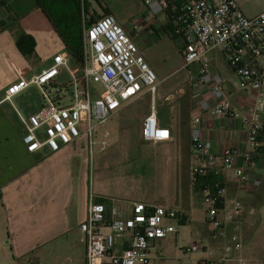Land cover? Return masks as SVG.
Wrapping results in <instances>:
<instances>
[{
	"label": "crops",
	"instance_id": "obj_1",
	"mask_svg": "<svg viewBox=\"0 0 264 264\" xmlns=\"http://www.w3.org/2000/svg\"><path fill=\"white\" fill-rule=\"evenodd\" d=\"M94 1L99 8L95 9L99 14L95 18L105 14L114 16L133 38L152 70H157L159 62H166L161 60L163 42L166 37H174L172 40H175L181 57L179 67L157 74L154 95L143 88L136 96L121 102L103 126L94 128L95 145L91 151L86 137L82 136L54 153L45 148L33 154L26 153L22 143L24 128L15 109L25 116L36 113V107L31 103L40 100L38 91L29 86L13 97L12 105L0 102V211L6 214L5 244L10 252L16 260L35 253L38 256L31 258L38 264L40 253L46 248L64 247L66 252L59 264H84V247L78 226L86 219L92 195L96 201L106 203L116 199L182 212L181 219L170 223L174 221L172 225L183 227L176 228V233L167 237L176 239L181 230L190 229L192 240L186 247L198 244L202 250L197 252L207 255L209 251L214 252L200 258L199 264L214 260H217L216 264H232L219 259L224 245L238 241L241 247L232 253L234 256L264 264V161L258 159L246 167L251 177L259 182L257 187H246L232 181L231 173L223 170L219 159L223 148L232 146L237 151L236 165L242 164V155L247 150V125L240 118L211 119L200 113L192 102L195 90L190 81L198 67H184L181 42L171 32L165 15L149 16L141 1L137 9L103 7L98 0ZM86 2L88 9L95 7L89 0ZM133 23L140 25L137 35L132 31ZM16 25L35 41V56L29 59L23 58L15 47L13 30ZM63 49L64 45L34 0H0V101L6 88L18 79L12 64L23 68L24 73L36 74L48 67L53 55ZM204 58L213 72L219 73L221 64L227 66L218 50L208 51ZM184 68L187 69L185 73ZM224 71L225 76H221L224 91L230 96L233 108L247 115L253 97L240 92L237 78L226 67ZM200 93L208 99L204 89H200ZM152 105L158 125L170 132L168 142L151 143L141 138V123ZM197 115L201 116L204 138L217 155L207 173L216 176L222 184L224 206L229 207L235 200L241 205L235 221L225 225V237L218 240L208 237L206 213L200 224L194 220L195 213L204 203L201 195L194 192L190 175V123ZM105 134L106 146L101 148L100 141ZM95 146L98 147L96 157ZM94 158L97 159L96 169L90 166L91 162L94 165ZM94 171L98 182L96 190L90 180ZM194 224L198 226L194 227ZM162 240L157 241L153 249ZM0 252L4 254L2 248Z\"/></svg>",
	"mask_w": 264,
	"mask_h": 264
},
{
	"label": "built area",
	"instance_id": "obj_2",
	"mask_svg": "<svg viewBox=\"0 0 264 264\" xmlns=\"http://www.w3.org/2000/svg\"><path fill=\"white\" fill-rule=\"evenodd\" d=\"M84 1L81 0L82 4ZM149 16L165 15L172 32L181 42L184 67L197 65L191 78L195 90L192 102L200 113L211 119H241L247 125L245 138L247 150L242 164L236 165L237 151L232 146L223 148L219 159L224 171L231 173L238 186L257 187L259 182L251 177L246 167L255 160L264 161V9L254 17H246L234 0H140ZM93 11L82 15V63L76 62L66 49L53 55L48 67L36 74L12 64L18 79L10 84L0 102L12 105L13 97L29 86L39 91V111L27 116L16 111L24 128L22 143L25 152L36 153L43 148L49 153L86 137L91 151L95 145L94 128L103 126L119 109L121 102L136 96L143 88L155 94L157 78L139 53L133 38L110 14L102 15L90 23ZM135 35L140 25L132 24ZM218 50L239 83V91L253 97L251 110L242 115L234 109L230 96L224 91L223 78L211 71L204 56ZM67 75L69 82L58 80ZM93 84H99L97 91ZM200 89L207 92L208 99ZM201 114V115H202ZM201 116L190 123L191 159L190 175H206L217 155L204 138L200 127ZM143 141L164 143L171 139L167 128L157 123L155 106L143 119L140 127ZM106 134L100 141L106 146ZM220 183V182H219ZM223 187L216 192L203 191V202L208 204L206 223L208 237L218 240L225 237V225L235 221L241 205L235 200L229 207L223 203ZM183 213L162 206L140 202L109 199L106 202L89 198L86 219L78 226L84 247V264H150L155 243L176 233L170 221L179 220ZM241 243L223 246L219 261L232 264H255L254 261L234 256ZM185 254L202 250L192 244L179 249ZM209 251L208 255H213ZM232 255V256H231ZM217 260L206 262L216 264Z\"/></svg>",
	"mask_w": 264,
	"mask_h": 264
},
{
	"label": "rangeland",
	"instance_id": "obj_3",
	"mask_svg": "<svg viewBox=\"0 0 264 264\" xmlns=\"http://www.w3.org/2000/svg\"><path fill=\"white\" fill-rule=\"evenodd\" d=\"M91 4L95 7L92 8L93 11V17H97L95 9H99L96 6V3L94 0H89ZM103 7H112L114 9H137L139 5L140 0H98ZM236 4L238 5L239 9L242 11V13L246 17H254L256 16L260 11L264 9V0H234ZM98 13V12H97ZM21 31V27L16 25L13 30V34H18ZM175 41V40H174ZM172 39L165 38L163 42V48H162V58L161 60H166V62H159L157 66V70H153L154 74L156 75L158 73L162 72H170L179 67L181 57L179 55V51L175 45ZM61 51V50H60ZM224 67L229 69L228 66H224L221 64L220 67V75L224 77L225 71ZM230 70V69H229ZM187 71V69L184 68V73ZM181 72V74H183ZM179 74V77L181 76ZM60 83L67 84L69 82V79L67 75L61 74L59 79ZM158 80V79H157ZM93 87L97 91H101V86L99 84H93ZM35 88V87H34ZM37 90V89H36ZM38 91V90H37ZM39 93V91H38ZM34 107H36V110L39 111L41 106V101L36 100L31 103ZM96 150H98V147H94V154L96 157ZM91 167H94L96 169L97 166V159L94 158V165L90 164ZM91 185L94 184L95 190L98 186L97 182V174L94 171L93 175H91ZM108 184V182H106ZM105 184V183H104ZM208 204L202 203V207L197 210L195 213L194 220L199 222H202V218L204 213H206V209L208 208ZM174 222V221H173ZM171 222V223H173ZM198 224H194V227H197ZM7 227V219L6 214L4 212L0 211V249L2 248L4 251V254L0 252V264H28V262L33 263L34 258L38 256L37 254L33 253L32 255H27L25 258H20L16 260V257L10 252V248L7 244H5L6 239V229ZM183 225L176 226V228H182ZM189 229V228H188ZM71 239V238H70ZM192 240L190 229L188 231H180V236L176 239L172 238L171 236L167 237L165 240H162L159 244L156 245L154 249L151 250V261L150 264H199V260L202 257L208 256L207 253L203 254V252H192L191 254H185L182 251L179 250V246L186 247V243H189ZM205 243V242H203ZM75 244V243H73ZM81 248V245H79ZM64 247H48L42 253H40L39 256V263L38 264H59V262L63 259V256L65 255L64 252H66ZM28 261V262H27Z\"/></svg>",
	"mask_w": 264,
	"mask_h": 264
},
{
	"label": "trees",
	"instance_id": "obj_4",
	"mask_svg": "<svg viewBox=\"0 0 264 264\" xmlns=\"http://www.w3.org/2000/svg\"><path fill=\"white\" fill-rule=\"evenodd\" d=\"M34 2L72 59L82 63V37L84 32L82 15L83 13H87L89 4L86 1L82 4L81 0H34ZM93 20L94 17H90V23ZM170 27H168L169 30ZM14 44L23 58L29 59L35 56V41L32 36L24 33L22 30L18 34H15ZM221 187L222 184L219 183L218 178L209 173H206L204 176H195L193 180L194 192L200 194L201 197L205 188H208L209 192L213 193ZM97 201L104 202L103 200Z\"/></svg>",
	"mask_w": 264,
	"mask_h": 264
}]
</instances>
